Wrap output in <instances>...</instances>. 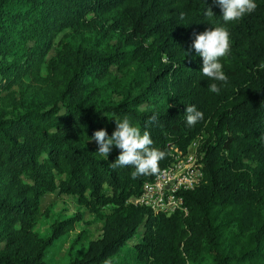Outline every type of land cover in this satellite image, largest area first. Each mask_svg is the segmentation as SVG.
Wrapping results in <instances>:
<instances>
[{
	"label": "trees",
	"instance_id": "trees-1",
	"mask_svg": "<svg viewBox=\"0 0 264 264\" xmlns=\"http://www.w3.org/2000/svg\"><path fill=\"white\" fill-rule=\"evenodd\" d=\"M255 3L226 23L216 0H0V264H52L81 222L77 213L39 233L47 195L74 198L103 224L100 240L78 236L55 264H264V0ZM217 27L230 37L226 84L203 75L192 47ZM192 105L204 119L190 127ZM124 117L167 153L160 170L197 144L204 177L182 193L186 215L129 203L156 175L110 167L115 146L106 160L97 153L90 137L111 136Z\"/></svg>",
	"mask_w": 264,
	"mask_h": 264
},
{
	"label": "clouds",
	"instance_id": "clouds-1",
	"mask_svg": "<svg viewBox=\"0 0 264 264\" xmlns=\"http://www.w3.org/2000/svg\"><path fill=\"white\" fill-rule=\"evenodd\" d=\"M222 10L224 22L238 21L246 14L255 11L257 4L255 0H216ZM206 15H213L209 8ZM192 47L198 56L202 58V73L210 80L226 84L228 77L224 73L220 59L230 53L229 32L223 27L210 28L203 33L196 35ZM209 90L219 94L221 91L217 83H211ZM186 124L195 126L204 119V113L196 109L194 105L185 107ZM152 121L155 116L150 118ZM116 128L108 135L107 131L100 129L95 131L90 140H95L98 145L97 153L105 160L108 158L113 146L120 150V154L115 162L110 163V167L134 168L131 172L132 179L141 176H154L160 173L159 162L167 155L166 152L158 150L153 145L150 134L144 131L141 134L139 128L132 126L129 119H115Z\"/></svg>",
	"mask_w": 264,
	"mask_h": 264
},
{
	"label": "built area",
	"instance_id": "built-area-1",
	"mask_svg": "<svg viewBox=\"0 0 264 264\" xmlns=\"http://www.w3.org/2000/svg\"><path fill=\"white\" fill-rule=\"evenodd\" d=\"M203 177L201 157L197 144L193 143L186 153L173 154L169 164L152 181L144 183L140 194L129 199V203L146 208L154 215L171 216L177 212L186 215L182 193L198 187Z\"/></svg>",
	"mask_w": 264,
	"mask_h": 264
},
{
	"label": "rangeland",
	"instance_id": "rangeland-1",
	"mask_svg": "<svg viewBox=\"0 0 264 264\" xmlns=\"http://www.w3.org/2000/svg\"><path fill=\"white\" fill-rule=\"evenodd\" d=\"M82 213L81 222L78 223L67 238H63L58 248L48 254L52 264L62 262L65 252L70 244L80 236L79 244L84 245L88 241H98L102 237V220L94 215L79 209L76 200L70 196L47 195L40 201V210L36 230L42 235H47L50 226L57 219H66ZM60 248V249H59Z\"/></svg>",
	"mask_w": 264,
	"mask_h": 264
}]
</instances>
